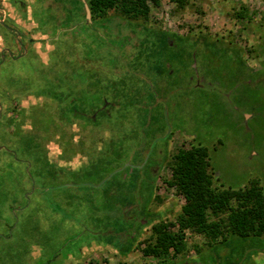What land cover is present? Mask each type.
<instances>
[{"label": "rangeland", "instance_id": "1", "mask_svg": "<svg viewBox=\"0 0 264 264\" xmlns=\"http://www.w3.org/2000/svg\"><path fill=\"white\" fill-rule=\"evenodd\" d=\"M83 1L0 0V264H264V236L140 251L185 203L177 148L207 149L214 187L264 194V0L94 20Z\"/></svg>", "mask_w": 264, "mask_h": 264}, {"label": "trees", "instance_id": "2", "mask_svg": "<svg viewBox=\"0 0 264 264\" xmlns=\"http://www.w3.org/2000/svg\"><path fill=\"white\" fill-rule=\"evenodd\" d=\"M175 1V0H171ZM91 19L103 18L109 10L129 18H147L151 9L160 5V0H84ZM84 12H86L84 10ZM86 14V13H83ZM163 37L161 47H179ZM177 48V49H178ZM165 62V61H164ZM19 84V81H12ZM30 87L27 82H22ZM13 84V86H14ZM73 102V101H72ZM67 111L73 119H79L78 101L67 103ZM29 150H39L33 136L29 135ZM24 140L21 139L19 143ZM171 177L166 184L175 187L185 203L176 222H158L151 227V234L140 249L143 256H167L172 251L177 256L185 250V231L203 235L209 242L225 241L227 236L240 238L264 236V194L260 187L251 184L243 189H218L213 186L209 172L208 151L202 146L177 148L170 157ZM9 222V221H7ZM177 226V231H171Z\"/></svg>", "mask_w": 264, "mask_h": 264}, {"label": "water", "instance_id": "3", "mask_svg": "<svg viewBox=\"0 0 264 264\" xmlns=\"http://www.w3.org/2000/svg\"><path fill=\"white\" fill-rule=\"evenodd\" d=\"M86 15H87V17L89 16V11H88V9H87V7H86Z\"/></svg>", "mask_w": 264, "mask_h": 264}]
</instances>
